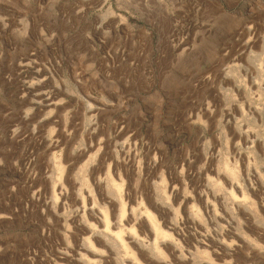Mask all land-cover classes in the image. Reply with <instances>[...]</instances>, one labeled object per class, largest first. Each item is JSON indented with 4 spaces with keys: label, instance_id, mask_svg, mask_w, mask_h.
Segmentation results:
<instances>
[{
    "label": "rangeland",
    "instance_id": "1",
    "mask_svg": "<svg viewBox=\"0 0 264 264\" xmlns=\"http://www.w3.org/2000/svg\"><path fill=\"white\" fill-rule=\"evenodd\" d=\"M78 193L127 196L113 231L152 219L167 264H264V0H0V264L94 260Z\"/></svg>",
    "mask_w": 264,
    "mask_h": 264
},
{
    "label": "bare ground",
    "instance_id": "2",
    "mask_svg": "<svg viewBox=\"0 0 264 264\" xmlns=\"http://www.w3.org/2000/svg\"><path fill=\"white\" fill-rule=\"evenodd\" d=\"M32 86H34V84L29 85V87ZM236 131L237 137H245L244 142L247 143L249 133L241 127H238ZM56 168L58 171L61 169L59 166ZM209 183L213 184L212 181H209ZM54 189L62 191L63 189L61 183L56 184ZM59 194L62 197L64 196L61 192ZM170 194L174 196L175 192H170ZM77 196L82 199L83 206L81 207V212L84 213L83 216H85V214L92 216L91 219L96 221L100 226H94V224L89 223L82 217L81 231L83 234H87L89 236L82 239L83 244L80 245V248L85 253H90L95 259L89 260L83 254H78L76 262L80 264H104L107 262V259H112L115 264H151L152 261L156 259L162 264H167L164 254L160 251L161 246L164 247V249L168 248V252L172 256L177 254L185 259L182 250L179 249L176 243H174L166 234L160 231L159 227L152 219L147 221L146 226L148 225V234L145 239L139 238L133 233H129L127 240L124 241L118 232L113 231V229L129 225V222L136 219V213L133 208L131 206L127 208L126 203L128 205L131 203L127 196H125V203H123L124 197L122 198L121 195H117L113 198L106 196L103 201L106 203L104 211H97L94 206L86 205L84 201L85 198L81 195V193H78ZM222 200L223 202H221V207L225 210L232 209L235 211V208H245V205H247L244 198H238L233 192H228L226 199ZM153 207L157 212L166 211L160 204L157 205L156 203H153ZM114 210L117 214L111 212ZM204 211L213 225H221V218H219L215 206L211 204L207 198L204 201ZM171 227H174V225H171ZM171 230H173V228H171ZM210 244L217 246V248L224 251L226 255L230 252H234V245H230V243L226 244L223 239L215 240L208 235L206 239L195 243L194 249L197 255L199 256L203 253L205 254L210 248ZM167 245H169V247ZM95 246L97 248H95ZM60 260L70 261L69 255L60 254ZM194 264L208 263L199 261Z\"/></svg>",
    "mask_w": 264,
    "mask_h": 264
}]
</instances>
